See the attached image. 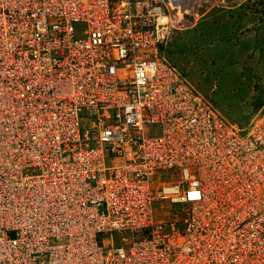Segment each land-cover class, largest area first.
Masks as SVG:
<instances>
[{"label":"built area","instance_id":"obj_1","mask_svg":"<svg viewBox=\"0 0 264 264\" xmlns=\"http://www.w3.org/2000/svg\"><path fill=\"white\" fill-rule=\"evenodd\" d=\"M171 1L0 0V264H264V109L171 62Z\"/></svg>","mask_w":264,"mask_h":264},{"label":"rangeland","instance_id":"obj_2","mask_svg":"<svg viewBox=\"0 0 264 264\" xmlns=\"http://www.w3.org/2000/svg\"><path fill=\"white\" fill-rule=\"evenodd\" d=\"M188 1L193 10L171 1L175 17L189 24L173 32L166 54L225 119L245 128L264 109V0H223L212 10L202 0ZM167 213L169 207L155 204L156 221H166Z\"/></svg>","mask_w":264,"mask_h":264},{"label":"crops","instance_id":"obj_3","mask_svg":"<svg viewBox=\"0 0 264 264\" xmlns=\"http://www.w3.org/2000/svg\"><path fill=\"white\" fill-rule=\"evenodd\" d=\"M199 2H200V0H199ZM200 4H201V3H200ZM223 4H224V3H223V0H221L220 2H218V1L213 2V1H212V5H211V6H212L213 8H211V10L214 9V7H218L219 5H223ZM225 5H226V4H225ZM221 9H222V8H221ZM225 9H227V8H225ZM199 10H200V9H199ZM199 10H198V11H199ZM204 10H206V9H204ZM204 10L202 9L201 11L205 13ZM206 13H207V10H206ZM198 14H200L201 17L203 16L201 12H198ZM205 16H206V15H205Z\"/></svg>","mask_w":264,"mask_h":264},{"label":"bare ground","instance_id":"obj_4","mask_svg":"<svg viewBox=\"0 0 264 264\" xmlns=\"http://www.w3.org/2000/svg\"><path fill=\"white\" fill-rule=\"evenodd\" d=\"M185 1L187 2L188 6L192 5V4H190L192 1L189 2L188 0H173V2L176 3L175 7H177V5H178L179 3H180V4H179L178 6L181 7L182 5H184ZM194 4H195V3H194ZM180 7H178V8H180ZM183 8H184V7H183ZM190 8H192V7L190 6ZM193 8H195V6H193ZM193 8H192V10H193ZM193 12H194V11H193Z\"/></svg>","mask_w":264,"mask_h":264},{"label":"flooded vegetation","instance_id":"obj_5","mask_svg":"<svg viewBox=\"0 0 264 264\" xmlns=\"http://www.w3.org/2000/svg\"><path fill=\"white\" fill-rule=\"evenodd\" d=\"M185 75V74H184Z\"/></svg>","mask_w":264,"mask_h":264}]
</instances>
